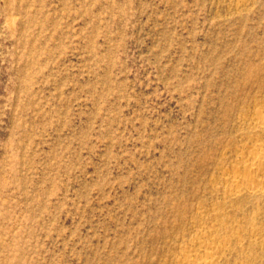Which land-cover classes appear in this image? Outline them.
Segmentation results:
<instances>
[{
    "label": "rangeland",
    "instance_id": "374dc122",
    "mask_svg": "<svg viewBox=\"0 0 264 264\" xmlns=\"http://www.w3.org/2000/svg\"><path fill=\"white\" fill-rule=\"evenodd\" d=\"M259 111L264 0H0V264H264Z\"/></svg>",
    "mask_w": 264,
    "mask_h": 264
},
{
    "label": "bare ground",
    "instance_id": "6f19581e",
    "mask_svg": "<svg viewBox=\"0 0 264 264\" xmlns=\"http://www.w3.org/2000/svg\"><path fill=\"white\" fill-rule=\"evenodd\" d=\"M255 130L264 128V113L263 111H259L256 115L255 122H254ZM252 125V127H253ZM254 129V128H253ZM257 149V148H256ZM255 154V153H254ZM253 154V155H254ZM258 154V153H257ZM261 154V153H260ZM258 155L248 156L246 160H237L235 165L240 166L246 169L249 172V175L245 177L244 186L245 189H248L251 193L254 194H263L264 193V179H260L261 176H264V160L263 157ZM230 179L233 182L239 181L238 175L235 173L230 174ZM259 181V184L254 185V181ZM229 188V187H228ZM227 189V188H226ZM229 195H235L237 191L230 187L228 190ZM199 246L204 247L207 249H223L224 244L221 243H209L205 241H200ZM215 252L205 251L204 254L199 256H190V255H183L182 262L183 264H215Z\"/></svg>",
    "mask_w": 264,
    "mask_h": 264
}]
</instances>
